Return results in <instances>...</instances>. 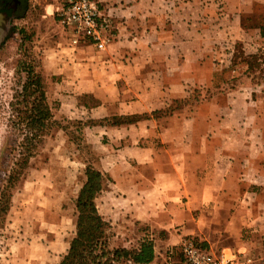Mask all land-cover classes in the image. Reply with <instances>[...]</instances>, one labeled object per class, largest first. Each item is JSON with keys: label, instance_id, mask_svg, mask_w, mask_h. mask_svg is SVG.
<instances>
[{"label": "rangeland", "instance_id": "374dc122", "mask_svg": "<svg viewBox=\"0 0 264 264\" xmlns=\"http://www.w3.org/2000/svg\"><path fill=\"white\" fill-rule=\"evenodd\" d=\"M49 2L53 0H28L19 23L23 30L0 52V208L14 139L11 102L23 93L26 66L35 64L44 74L57 121L13 190L9 210L0 209V264L61 262L77 233V201L88 166L105 173L104 189L96 202L110 223V246L133 252L143 242H154L152 262L137 263L128 256L117 264H181L179 247L185 238H195L214 251L227 247L215 228L221 216L203 209L189 212L181 197L170 199V206L154 218L147 217L160 193L138 192L136 179L130 176L155 168L148 163L130 164L131 152L120 146L125 141L107 138L97 125L112 123L119 115L93 118L90 108L100 100L87 91V84L70 82L73 76L85 74L80 65L74 66L85 59L72 50L70 34L58 17L47 12ZM177 6V13L165 10L167 19L178 18L184 30L185 57L168 58L170 88L164 85V90L170 94V89H184L185 95L170 97L167 110L151 114L170 125V139L176 141L162 143L159 131L144 140L157 148L159 163L166 168L176 166L185 154V178L191 191L199 186L196 172L208 169L219 157L232 156L234 173L246 169L245 156L258 158L256 145L264 142V38L256 26L264 24V0H180ZM161 8L156 3L157 24L167 15ZM155 55L160 58L163 52L159 49ZM177 76L183 83H176ZM110 106L114 112V104ZM171 116L177 119L169 120ZM133 119L136 116L125 118ZM122 149L126 152L121 153ZM198 216L202 220L201 227L196 224L197 232L192 228ZM251 255L264 264V258Z\"/></svg>", "mask_w": 264, "mask_h": 264}, {"label": "crops", "instance_id": "0c3cea01", "mask_svg": "<svg viewBox=\"0 0 264 264\" xmlns=\"http://www.w3.org/2000/svg\"><path fill=\"white\" fill-rule=\"evenodd\" d=\"M98 1L107 14L114 15V38L103 50L88 44L73 47L72 50L77 51L76 55L85 59L74 66L80 65L85 74L73 76L70 82L75 86L78 83L87 84V91L92 92L100 100L98 106L90 108L93 118L150 114L129 123L97 124L107 138L125 141L120 146L131 152L128 160L130 164L148 163L155 168L146 173H134L130 176L136 179L138 192L144 194L148 190L160 193L157 202L150 206L151 211L147 212V217L154 218L160 211L170 206L168 204L170 199L179 200L181 197V202L189 212L203 209L215 216H221L220 220L216 221L218 225H215V228L218 226L221 241L227 247L220 250L245 251L263 259L264 142L255 144L259 150L257 159L251 156L242 159L246 166L244 172H231L232 156L219 157L206 167L208 169L205 168L207 171L200 169L196 172V176L199 175L196 179L199 186L188 191L184 170L186 163L183 161L186 159L185 154H182V160L175 162L176 166L166 168L159 163L157 148L148 146L144 140V137L156 135L159 131L162 143L176 141L170 139V125L151 114L169 106L170 97L178 98L185 95L184 89L177 88L176 92L170 89V94L164 90V85L168 86L169 81L168 58L185 57V44L182 39L184 30L178 18L171 17V21L167 19L169 15L165 10L177 13L179 10L177 2L180 3V0ZM156 3L160 8L163 5L161 11L167 13L161 17L162 22L159 24L154 20ZM55 5V0L49 2L47 12L54 14ZM50 8L51 11L48 10ZM159 49L163 52L160 58L155 55ZM181 64L184 66L185 63ZM179 82L183 83V78L179 80L177 76L176 83ZM110 103L115 106L114 112ZM175 118L168 117L169 120ZM247 144L251 145L249 141ZM122 151L126 152L120 150L121 153ZM180 154L181 151L178 150V159ZM118 160L122 161L119 158ZM105 161L109 160L106 158ZM201 220L200 216L195 218L193 230L199 231L196 224ZM199 225L201 227L200 223Z\"/></svg>", "mask_w": 264, "mask_h": 264}, {"label": "trees", "instance_id": "16d2710c", "mask_svg": "<svg viewBox=\"0 0 264 264\" xmlns=\"http://www.w3.org/2000/svg\"><path fill=\"white\" fill-rule=\"evenodd\" d=\"M256 28L260 30L264 38V24H258ZM25 72L23 93L11 102L10 127L14 139L10 147V162L2 190L0 208L5 212L10 208L13 190L22 181L32 159L39 154L40 149L45 145L46 138L57 124L53 107L49 102L44 74L35 64L26 66ZM168 108L169 106L155 112ZM134 116L136 119L125 120L127 117ZM134 116H116L112 123H129L148 117V115ZM105 121L108 122V119ZM86 174L87 181L77 201L79 212L77 233L59 264H117L121 258L128 256L137 263L152 262L155 258L153 241L143 242L141 247L133 252L126 248L115 249L110 246V223L101 214L96 202V198L104 189L105 173L88 166ZM202 245L208 247L203 243ZM181 264H183V257Z\"/></svg>", "mask_w": 264, "mask_h": 264}, {"label": "built area", "instance_id": "2783aa9c", "mask_svg": "<svg viewBox=\"0 0 264 264\" xmlns=\"http://www.w3.org/2000/svg\"><path fill=\"white\" fill-rule=\"evenodd\" d=\"M54 14L68 30L73 46L94 45L103 50L111 43V16L98 0H55ZM179 250L183 264H261L248 252L203 247L195 238H185Z\"/></svg>", "mask_w": 264, "mask_h": 264}, {"label": "flooded vegetation", "instance_id": "af4514ba", "mask_svg": "<svg viewBox=\"0 0 264 264\" xmlns=\"http://www.w3.org/2000/svg\"><path fill=\"white\" fill-rule=\"evenodd\" d=\"M28 6V0H0V52L10 38L19 34Z\"/></svg>", "mask_w": 264, "mask_h": 264}]
</instances>
